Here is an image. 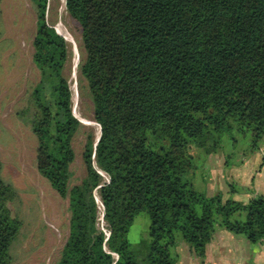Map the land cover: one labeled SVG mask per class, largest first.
<instances>
[{
    "label": "trees",
    "instance_id": "trees-1",
    "mask_svg": "<svg viewBox=\"0 0 264 264\" xmlns=\"http://www.w3.org/2000/svg\"><path fill=\"white\" fill-rule=\"evenodd\" d=\"M31 2L38 77L16 114L35 136L37 171L68 199L54 264H176L178 238L203 259L216 227L264 242L262 194L224 198L190 178L192 146L215 152L224 136L249 132L255 147L262 136L264 0H64L79 32L80 96L85 88L100 126L95 145L86 133L85 172L72 185V139L84 124L64 72L71 51L47 21L48 0ZM1 169L0 160V264H10L22 221ZM142 210L148 232L133 243L127 234Z\"/></svg>",
    "mask_w": 264,
    "mask_h": 264
},
{
    "label": "rangeland",
    "instance_id": "rangeland-1",
    "mask_svg": "<svg viewBox=\"0 0 264 264\" xmlns=\"http://www.w3.org/2000/svg\"><path fill=\"white\" fill-rule=\"evenodd\" d=\"M48 2L47 21L55 28L61 23L72 37L71 41L66 39L71 54L64 72L72 90V110L79 120L86 123L72 139L74 159L69 167V185H72L78 183L85 172L82 151L86 133L91 131L95 138L99 125L93 120L92 104L85 88L83 96H80L77 25L64 10V0ZM35 19L31 0L0 1L1 175L18 192V198L10 206L22 221L20 232L10 248V264H54L69 225L68 199L60 196L37 171L35 136L16 114V110L25 104L26 95L38 77L32 62ZM234 136L235 140L224 136L215 152L206 151L202 146H192L196 170L190 178L197 189L207 194L221 193L224 198L247 201L246 192L255 191L264 195V129L255 147L251 146L249 132H235ZM231 188H235L236 192H231ZM148 225L149 218L142 210L134 217L127 234L129 240L135 243L146 236ZM171 252L176 254V264L203 263V259L180 238Z\"/></svg>",
    "mask_w": 264,
    "mask_h": 264
},
{
    "label": "crops",
    "instance_id": "crops-1",
    "mask_svg": "<svg viewBox=\"0 0 264 264\" xmlns=\"http://www.w3.org/2000/svg\"><path fill=\"white\" fill-rule=\"evenodd\" d=\"M246 193L248 199L254 194H262L255 191ZM201 264H264V242L254 243L242 234L216 227L212 239L205 246Z\"/></svg>",
    "mask_w": 264,
    "mask_h": 264
},
{
    "label": "built area",
    "instance_id": "built-area-1",
    "mask_svg": "<svg viewBox=\"0 0 264 264\" xmlns=\"http://www.w3.org/2000/svg\"><path fill=\"white\" fill-rule=\"evenodd\" d=\"M100 172V174L103 176V178H104V180L105 181H108V176L105 174V173H103L102 171H99ZM96 202H97V208H98V210H99V212H100V219L102 220V216H103V205H102V203L99 201V199L98 198H96ZM104 229V228H103ZM105 233H106V235L108 234V231H105Z\"/></svg>",
    "mask_w": 264,
    "mask_h": 264
},
{
    "label": "bare ground",
    "instance_id": "bare-ground-1",
    "mask_svg": "<svg viewBox=\"0 0 264 264\" xmlns=\"http://www.w3.org/2000/svg\"><path fill=\"white\" fill-rule=\"evenodd\" d=\"M63 5H64V3H63ZM56 28H57V30H58V32L60 34L63 33L65 35L66 39H68L70 41L72 40L71 35L64 29V26L61 23H58L57 26H56Z\"/></svg>",
    "mask_w": 264,
    "mask_h": 264
},
{
    "label": "water",
    "instance_id": "water-1",
    "mask_svg": "<svg viewBox=\"0 0 264 264\" xmlns=\"http://www.w3.org/2000/svg\"><path fill=\"white\" fill-rule=\"evenodd\" d=\"M56 29V28H55ZM57 31V30H56ZM58 32V31H57ZM64 37V36H63ZM65 38V37H64ZM66 39V38H65ZM81 123H84V122H82L81 120H79ZM84 124H86V123H84ZM99 135H100V126H99V133H98V135L95 137V140H94V145L96 144V142L98 141V139H99Z\"/></svg>",
    "mask_w": 264,
    "mask_h": 264
}]
</instances>
